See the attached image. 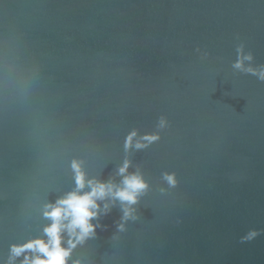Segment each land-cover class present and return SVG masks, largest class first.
<instances>
[{"label":"water","instance_id":"water-1","mask_svg":"<svg viewBox=\"0 0 264 264\" xmlns=\"http://www.w3.org/2000/svg\"><path fill=\"white\" fill-rule=\"evenodd\" d=\"M262 76L264 0H0V264L77 164L148 187L97 201L67 264H264Z\"/></svg>","mask_w":264,"mask_h":264},{"label":"clouds","instance_id":"clouds-1","mask_svg":"<svg viewBox=\"0 0 264 264\" xmlns=\"http://www.w3.org/2000/svg\"><path fill=\"white\" fill-rule=\"evenodd\" d=\"M241 52L242 46L238 48V57L233 67L240 68L243 60L252 59L251 53L241 58ZM251 71L254 72V70ZM159 126L161 128L165 126V118L163 116L160 118ZM132 135H135V132ZM146 138L149 141H155L159 139V133L147 134ZM141 146L139 143L137 144V147ZM75 167L77 170L76 189L68 192L63 197H59L55 202H49L45 205L43 215L51 221L43 230L46 239L37 237L22 245L13 246L12 252L14 255H20L26 250L34 253L31 258L25 256L22 264H67L68 257L76 243L82 242L90 235L95 234V229L98 225L93 224L92 220L99 215L100 205L97 201L112 197L119 199L122 203L135 204L139 194L148 187L144 178L136 173L125 175L122 187H118L111 181L86 179L80 166L77 164ZM127 168L128 162L125 161L119 172L123 175L126 173ZM167 179L171 184L176 183L174 174L168 175ZM85 186H88L90 190L82 192L81 190ZM104 208L107 209L108 205L105 204ZM130 214L131 209L125 208L124 217L127 218ZM65 232L70 239L66 246H62V234ZM255 235L256 233L253 231L248 238H252Z\"/></svg>","mask_w":264,"mask_h":264}]
</instances>
